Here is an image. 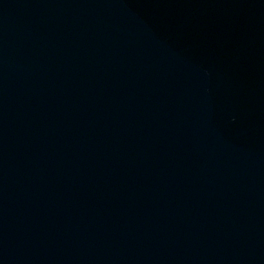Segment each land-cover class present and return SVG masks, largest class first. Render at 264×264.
Wrapping results in <instances>:
<instances>
[{"label": "water", "instance_id": "obj_1", "mask_svg": "<svg viewBox=\"0 0 264 264\" xmlns=\"http://www.w3.org/2000/svg\"><path fill=\"white\" fill-rule=\"evenodd\" d=\"M0 264H264V0H0Z\"/></svg>", "mask_w": 264, "mask_h": 264}]
</instances>
